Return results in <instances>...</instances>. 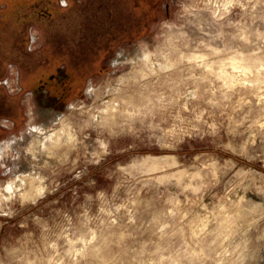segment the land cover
<instances>
[{"label": "clouds", "instance_id": "clouds-1", "mask_svg": "<svg viewBox=\"0 0 264 264\" xmlns=\"http://www.w3.org/2000/svg\"><path fill=\"white\" fill-rule=\"evenodd\" d=\"M161 3L62 110L0 116V264H264V0Z\"/></svg>", "mask_w": 264, "mask_h": 264}, {"label": "trees", "instance_id": "trees-1", "mask_svg": "<svg viewBox=\"0 0 264 264\" xmlns=\"http://www.w3.org/2000/svg\"><path fill=\"white\" fill-rule=\"evenodd\" d=\"M48 1L47 15L34 20L42 28L43 45L35 52L15 48V61L23 69H47L50 73L64 66V101L74 95L79 82L97 71L102 51H109L120 40L138 36L143 22L151 19V10L161 6V0H70L69 6L62 8L56 0ZM132 28L139 32H131ZM19 29L15 26L16 32ZM52 93L57 94V90L53 88Z\"/></svg>", "mask_w": 264, "mask_h": 264}, {"label": "flooded vegetation", "instance_id": "flooded-vegetation-1", "mask_svg": "<svg viewBox=\"0 0 264 264\" xmlns=\"http://www.w3.org/2000/svg\"><path fill=\"white\" fill-rule=\"evenodd\" d=\"M48 3V0H0V77L9 75L10 71L15 70L14 66L18 67L21 73L20 86L23 89L15 94H8L6 89H0V116H8L17 124L25 114L21 97L28 90L35 94L51 95L58 103H64L65 85L61 78L64 66L50 73L47 69H23L15 61L18 58L16 49L24 51L26 48L29 27H40L34 23L35 18H44L49 12ZM34 13L37 14L36 17ZM15 26H19L20 31L16 32ZM43 43L44 40L41 46ZM10 63L13 65L11 70L8 68ZM53 88L57 90V94L52 93Z\"/></svg>", "mask_w": 264, "mask_h": 264}, {"label": "rangeland", "instance_id": "rangeland-1", "mask_svg": "<svg viewBox=\"0 0 264 264\" xmlns=\"http://www.w3.org/2000/svg\"><path fill=\"white\" fill-rule=\"evenodd\" d=\"M151 15L152 17H150L151 19L148 20L147 22H143V24L141 25L142 26V29L144 30H147L149 25L155 20L157 19L159 16L161 15H166L167 14V9L166 7L162 6V3H161V6L159 7V9H152L151 10ZM124 13V11L121 12V15ZM73 20V19H72ZM36 29L39 30L40 34H41V43L43 42L44 40V34H43V31H42V28L41 27H34ZM136 28H132L131 32L134 31V32H139L138 29ZM141 32V31H140ZM136 38V37H135ZM135 38L131 39V40H120L118 43H116L115 46H119L121 44H127V43H131L132 40H134ZM114 46V47H115ZM114 47L112 49H110L109 51L105 52V51H102L101 54L99 55V65H98V68H97V71H93V72H90L89 74H99L104 68L107 67V64H108V61L109 59L111 58V56L114 54ZM14 68H16V66H14ZM88 74V75H89ZM87 75V76H88ZM86 79V78H85ZM82 83V81H81ZM81 83L79 82L77 84V89L74 91V95L77 94V90L78 88L81 86ZM35 94V93H34ZM44 95V96H43ZM73 95V96H74ZM22 101H23V108H24V113H25V107H26V103L27 102H31V100H35V102L37 103V106H38V110L40 112V118L41 119H44V120H47L53 112L55 111H59V110H62L64 108V104H65V101L64 103H58L57 101H55V99L51 96V95H45L44 93H38V94H35L34 95V98H26L25 97V94L21 97ZM43 106V107H42ZM53 109H52V108ZM50 108V109H49ZM48 109V110H47ZM25 119V114L22 118V120L20 121L19 124H22L23 120ZM18 124V125H19Z\"/></svg>", "mask_w": 264, "mask_h": 264}, {"label": "bare ground", "instance_id": "bare-ground-1", "mask_svg": "<svg viewBox=\"0 0 264 264\" xmlns=\"http://www.w3.org/2000/svg\"><path fill=\"white\" fill-rule=\"evenodd\" d=\"M44 96V95H43ZM43 107V106H42ZM52 108V107H51ZM50 109V108H49ZM53 109V108H52ZM48 110V109H47Z\"/></svg>", "mask_w": 264, "mask_h": 264}]
</instances>
